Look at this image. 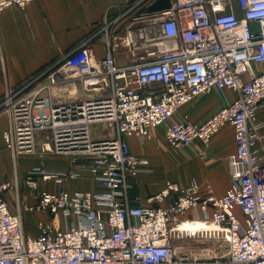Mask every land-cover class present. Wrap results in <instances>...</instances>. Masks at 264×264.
<instances>
[{"label": "built area", "instance_id": "built-area-1", "mask_svg": "<svg viewBox=\"0 0 264 264\" xmlns=\"http://www.w3.org/2000/svg\"><path fill=\"white\" fill-rule=\"evenodd\" d=\"M38 1L0 0V15ZM113 40L106 41L101 60L86 40L0 100V116L7 119L2 140L12 161L18 155L37 159L24 186L35 191L40 178L60 187L40 191L34 205L17 204L11 213L3 194L17 192L19 180L0 182V264H264V125L257 119L264 106V0H170L168 9L132 16ZM111 44L145 55L117 66ZM67 84H77L80 97L54 99ZM226 90L235 98L208 119L166 125L197 97ZM227 125L235 150L222 196L190 178L185 185L168 181L145 204H133L138 198L131 192L149 161L132 154L126 139L149 140L165 126L168 147L183 150L194 141L206 145ZM94 126L104 127L106 137L93 136ZM47 156H69L71 167L49 171ZM85 177L99 190L64 189ZM35 211L49 219L38 222L33 237L23 214Z\"/></svg>", "mask_w": 264, "mask_h": 264}, {"label": "crops", "instance_id": "crops-1", "mask_svg": "<svg viewBox=\"0 0 264 264\" xmlns=\"http://www.w3.org/2000/svg\"><path fill=\"white\" fill-rule=\"evenodd\" d=\"M137 1L140 0H40L22 9L4 11L0 15V100L8 90H16L33 76L56 65L90 38L87 48L92 57L95 60L103 59L108 51L106 41L110 39L113 45L116 44L113 36H122L130 26L132 16L141 14L153 0H144L127 12ZM117 18V23L110 24L106 32L103 29L105 22L109 24ZM112 44L111 54L117 66L134 64L145 55L144 49L132 55L123 44L113 48ZM168 44L165 42V45ZM78 87L77 84H67L57 89L61 94L57 97L75 100L79 98ZM234 98L235 94L230 90L201 95L179 108L166 125L183 119L198 124ZM257 119L264 125V106L259 108ZM6 128V116L1 115L0 182L11 181L15 175L18 178V191L9 189L3 194L9 211L11 209V213H16L17 204L34 205L40 191L57 193L60 187L53 181L44 182L40 178H37V190L32 191L24 186V177L37 166V159L30 155H18L13 162L2 140V132ZM164 129L165 126H162L153 130L149 140L135 137L126 139L132 154L149 161V171L137 178L131 192L132 199L138 198L133 204H145L146 199L162 191L168 181L185 185L190 178H195L201 188L210 186L215 195L222 196L230 186L227 161L235 150L232 128L224 126L205 146L194 141L176 154H172L165 142ZM99 134V138L106 137L104 127ZM261 134H264V128ZM262 144L264 146V139ZM57 158L60 163L53 161ZM44 162L46 166L52 165V168L47 166L50 170L66 171L71 167L69 156H47ZM99 188L87 177L64 184L68 192L95 191ZM171 200L172 196H168L159 205L167 208ZM48 219L49 216L43 212H26L23 214L25 232L36 236L38 222Z\"/></svg>", "mask_w": 264, "mask_h": 264}, {"label": "rangeland", "instance_id": "rangeland-1", "mask_svg": "<svg viewBox=\"0 0 264 264\" xmlns=\"http://www.w3.org/2000/svg\"><path fill=\"white\" fill-rule=\"evenodd\" d=\"M79 88V87H78ZM79 91H80V88H79ZM61 92V91H60ZM58 95H61L59 92H57V90L54 92V99H56V100H58L59 98L57 97ZM80 95H81V93H79V95H78V97H80ZM78 99V98H77ZM98 127V128H97ZM94 126L93 128H92V135L93 136H99L100 134V132H101V129H102V126ZM98 134H97V133ZM205 146V145H204ZM169 148V147H168ZM169 150L172 152V154H176V153H180V151H182V150H174V149H171V148H169ZM201 155H203V152H202V154ZM33 157V156H32ZM35 158V157H34ZM55 163H60L61 161L57 158V159H55V160H53ZM45 163V162H44ZM47 164V163H46ZM46 164H45V168L47 169V170H49V171H56V170H50V169H48L47 168V166H49V167H51L52 168V165H47L46 166ZM227 164H228V161H227ZM184 245H187L186 247H187V249H191L192 247H195V244L194 243H188V244H184ZM193 245V246H192Z\"/></svg>", "mask_w": 264, "mask_h": 264}, {"label": "water", "instance_id": "water-1", "mask_svg": "<svg viewBox=\"0 0 264 264\" xmlns=\"http://www.w3.org/2000/svg\"><path fill=\"white\" fill-rule=\"evenodd\" d=\"M170 6V0H153L147 7V13H155L165 9Z\"/></svg>", "mask_w": 264, "mask_h": 264}, {"label": "bare ground", "instance_id": "bare-ground-1", "mask_svg": "<svg viewBox=\"0 0 264 264\" xmlns=\"http://www.w3.org/2000/svg\"><path fill=\"white\" fill-rule=\"evenodd\" d=\"M138 2V1H137ZM126 19V18H125ZM157 138V137H156ZM20 157V156H19ZM23 157V156H22ZM69 161V160H68ZM68 168V167H67ZM24 174V173H23ZM39 181V180H38ZM24 189H25V187H24ZM6 192H8V191H6ZM10 192V191H9ZM21 192V191H20ZM5 197V196H4ZM10 211H12L11 209H10ZM13 213V212H12ZM29 215V214H28ZM45 221V220H44Z\"/></svg>", "mask_w": 264, "mask_h": 264}]
</instances>
